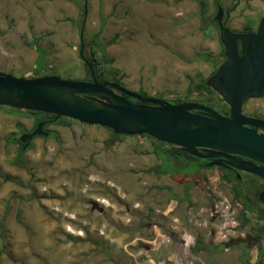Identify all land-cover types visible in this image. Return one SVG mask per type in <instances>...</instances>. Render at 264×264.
Segmentation results:
<instances>
[{"label":"rangeland","instance_id":"374dc122","mask_svg":"<svg viewBox=\"0 0 264 264\" xmlns=\"http://www.w3.org/2000/svg\"><path fill=\"white\" fill-rule=\"evenodd\" d=\"M219 1L235 30H243L248 17L257 22L264 16V0ZM85 3L0 0V72L86 77L79 54ZM208 3L203 15L199 0H87L86 57L90 39L104 24L99 41L124 87L184 99L190 82L210 76L216 66L197 54L222 60L213 20L217 6ZM203 29L213 35L206 37ZM42 35L50 67L39 72L32 41ZM8 110L0 107V264H264V239L261 257L252 237L249 244L223 245L208 237L214 205L226 201L238 215L242 208L221 186L218 170L204 169L209 190L198 181L190 189L192 204L180 202L173 194L183 195L182 184L150 171L161 162L152 140L134 135L112 142L105 127L73 121L51 124L57 136L35 138L22 155L26 167H20L10 161L20 150L10 138L31 129L35 118ZM199 231L221 247L193 254ZM167 236L170 242L164 243Z\"/></svg>","mask_w":264,"mask_h":264},{"label":"water","instance_id":"95a60500","mask_svg":"<svg viewBox=\"0 0 264 264\" xmlns=\"http://www.w3.org/2000/svg\"><path fill=\"white\" fill-rule=\"evenodd\" d=\"M224 14L220 5L214 19L222 30L226 59L207 78L206 85L229 106V115L205 103L144 98L142 93L119 82L99 81L84 54L87 0L79 54L89 67L92 80L63 79L55 74L17 77L0 72V106L51 113L55 119L68 117L83 124L107 127L115 134H146L201 158L221 156L229 165L264 179V134L258 132L259 127L264 128V120L243 113L246 100L264 96V16L255 31L242 32L227 26ZM43 125L41 121L32 132L22 133L20 142L29 144L35 136H47L49 132ZM94 208L104 210L96 203Z\"/></svg>","mask_w":264,"mask_h":264},{"label":"trees","instance_id":"16d2710c","mask_svg":"<svg viewBox=\"0 0 264 264\" xmlns=\"http://www.w3.org/2000/svg\"><path fill=\"white\" fill-rule=\"evenodd\" d=\"M199 3L201 5V12L204 15V13L206 12V10L209 6L208 0H199ZM215 3L217 6V9H218V7L221 5L220 1L215 0ZM83 9H84V6H83ZM227 11L229 12V10H227ZM227 18H228V15H227L226 19ZM254 19L255 18L248 17L246 19V22L244 23V29L243 30H235L233 28L232 29L234 31H242V32H248V31L255 30L258 27L260 20L255 22ZM213 20L215 21V19H213ZM103 26H104V24L102 25L100 30L98 32H96L92 36V38L90 39V42H89L90 53L87 56V58L90 59L98 79L108 80L109 76H113L114 81L122 84L121 78H119L117 76V74H118L117 69L111 65V63L113 62V59L108 57V55L106 53V45L99 41ZM216 29H217V33L219 36L220 43L222 45V51L220 53L222 60H220L219 57H215L214 55H212L211 53H208V52L197 54V58H199V59H204L208 62H215V64H216L215 69L212 70L210 76L216 72L220 63H222L226 58L224 55V45L222 44V41H221L222 30L220 29L218 24H216ZM203 30H204V35L206 37H210L213 35L212 29H203ZM45 37H46L45 35H42L40 37H35L32 41L33 44L35 45L36 51L38 53L34 68L36 71H39V72L46 70V69L49 70V67H50V62H48L47 58H46L47 55L49 54V51H47L44 47H42L40 45V41L45 39ZM114 41H115V38L113 37V39L109 40L107 43L112 44ZM83 64H84V68L87 71V75H86V77H84L82 79H86V78L91 79V72H90L89 67L87 66L86 63L83 62ZM208 77H201L197 81L192 80L186 89V96L184 99L183 98H174V99L169 100V101L174 102V103L183 102V101L201 102V103H205V104L215 108L220 113H226L229 109V106L224 102V100L215 91L212 90V88H210L206 85V80ZM194 94L196 95V97L194 99H190V97ZM125 96L127 99H129L133 102H139L138 100H136L132 97H129L127 95H125ZM147 96H148L147 94L143 93L144 98ZM139 103H142V102H139ZM0 107L8 108L9 112L29 113L32 116H34V118H35L34 127L38 124L37 122L39 120H43L45 122V124L48 126V130H49V126L53 123L61 124V123H70L72 121L78 122V121L73 120V119L68 118V117H60L58 119H55V115L51 114V113L31 112L29 110L16 109V108L10 107V106H0ZM105 128L110 131L112 142H114L115 140H118V139L128 137V135L115 134L111 129H109L107 127H105ZM23 131H27V130H23ZM56 136L57 135L52 132L48 136H43V137L45 139H48V138L56 137ZM138 137H147L156 144L155 153L160 157L161 162L156 167L151 168L150 171L155 172L157 174H162V173L167 172V171L171 172L173 174V177L175 179H177L182 184L183 195L180 196V195L174 193L173 194L174 198L178 199L180 202H188L189 204H192L190 189L193 186L194 181H199L200 185L204 189L209 190V187L206 185V181L203 177L204 175L200 172V170H197L198 169L197 168L198 163H195L194 161H192L193 160L192 158L194 157L193 155L184 151L183 148H181L177 145H172V144H168L165 142L158 141L155 138H153L149 135H146V134L138 136ZM10 141L11 142H17L18 138H16V136L12 137V138H10ZM168 145H170V146H168ZM24 152L25 151H23L22 149H20L18 152H16L15 155H13V157L10 159L11 163L16 164L17 166H20V167H26V161H25L24 157L22 156L24 154ZM175 159L181 160V164H182L181 168H175ZM183 161L185 162V164L183 163ZM186 176L192 177V180L191 181L183 180V177H186ZM239 219H240V228H247L248 239L250 237L258 238L259 255L262 257L263 256V249L260 245V242L262 241V239H264V215L259 214V215L254 216L249 207L243 206L239 210ZM174 237H175V235H174ZM238 239H241V238H235V239H232L228 242L221 243V244L222 245L223 244H232L233 241L236 244H240V243H238L240 241ZM92 242L96 246L103 245L102 242L99 240L93 239ZM244 244H246V243H244ZM220 247H221V245H217V246L213 247L211 243L206 242L202 232H199L196 235L195 244L191 246V252L193 254L210 253L213 250L219 249ZM249 251H250L249 249L245 250V253L242 257V260L244 262H246V257L248 256Z\"/></svg>","mask_w":264,"mask_h":264},{"label":"flooded vegetation","instance_id":"af4514ba","mask_svg":"<svg viewBox=\"0 0 264 264\" xmlns=\"http://www.w3.org/2000/svg\"><path fill=\"white\" fill-rule=\"evenodd\" d=\"M224 11H225L224 20L226 21V25H227L228 23H227L226 15H229V12L225 8H224ZM216 24H217V22H216ZM255 30H252V31H255ZM248 32H251V31H248ZM84 42H85L84 43V45H85L84 54L86 57L88 43L85 41V39H84ZM97 79H98V77H97ZM83 80H92V77H91V79L86 78ZM98 80L104 81V80H100V79H98ZM115 91L119 92L118 90H115ZM229 110L230 109H228V111L226 113H221V114L229 115ZM193 111L197 112V113H201L200 110H193ZM243 113L248 117L264 120V96H262L260 98H250V99L246 100L243 104ZM41 121L44 122L43 120H39L37 123H39ZM36 126L35 127L33 126L31 129H29L27 131H22V133L32 132L36 128ZM248 126L250 128H253L252 125H248ZM43 129L45 131H48L49 134L51 133V131L48 130V126L45 124V122L43 125ZM258 132L264 134V128L259 127ZM20 135L16 136V138H18V141L16 143H17L19 149H22V150H23V147L26 146V149L23 151H27L31 147V145L33 144V141L35 140V138L38 137V136H35L31 140V142H29V144H23L19 140ZM40 136H43V135H40ZM193 156L194 157L192 158L193 159L192 161H194L195 163H198V166H197L198 169L197 170H200L201 173L203 172L204 169H209V170H215L216 169L219 171V181L221 183V186L228 188V190H229L228 193L231 195V197L236 202L241 203V207H243V206L249 207L254 216L259 215V214L264 215V200H263V197H264V179H262L261 177H259L258 175L254 174V173H251L249 171H246V170L240 169L238 167L229 165L228 162L226 161V159L222 158L221 156H213V157H206V158H201V157H198L195 155H193ZM240 157L243 159H248V158L243 157V156H240ZM183 163L185 164L184 161H183ZM255 163L260 164L258 161H255ZM181 165H182L181 160L175 159V168H181L182 167ZM162 174L167 175V176L174 179L173 174L171 172L167 171V172H164ZM183 180L191 181L192 177L186 176V177H183ZM197 183H198V181H194V184L197 185ZM250 238L248 239V234H247L246 237L241 238L242 240L238 239V240H240L238 243L249 244L251 242ZM252 238H254V237H252ZM254 239H257V241H258V238H254Z\"/></svg>","mask_w":264,"mask_h":264},{"label":"built area","instance_id":"2783aa9c","mask_svg":"<svg viewBox=\"0 0 264 264\" xmlns=\"http://www.w3.org/2000/svg\"><path fill=\"white\" fill-rule=\"evenodd\" d=\"M211 214L212 220L210 221L211 226L208 232V237L211 241L225 243L235 238H244L248 234L247 228H240L239 215L236 208L230 203L226 201L217 203L213 206ZM196 218V216L193 217L194 220ZM196 224L202 226V223L196 222ZM204 238L206 240V237ZM167 242H170L168 236L164 239V243Z\"/></svg>","mask_w":264,"mask_h":264}]
</instances>
